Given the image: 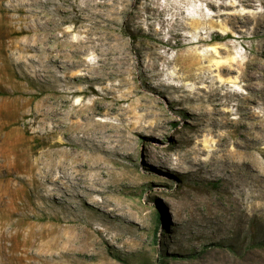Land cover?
Instances as JSON below:
<instances>
[{"label":"rangeland","instance_id":"obj_1","mask_svg":"<svg viewBox=\"0 0 264 264\" xmlns=\"http://www.w3.org/2000/svg\"><path fill=\"white\" fill-rule=\"evenodd\" d=\"M263 62L264 0H0V264H264Z\"/></svg>","mask_w":264,"mask_h":264},{"label":"bare ground","instance_id":"obj_2","mask_svg":"<svg viewBox=\"0 0 264 264\" xmlns=\"http://www.w3.org/2000/svg\"><path fill=\"white\" fill-rule=\"evenodd\" d=\"M237 2V1H236ZM231 3V2H230ZM235 5V4H234ZM241 5V4H240ZM181 6V5H180ZM216 6V5H215ZM218 6V5H217ZM243 6V5H242ZM204 7V6H203ZM215 8H217V7H215ZM233 8V7H232ZM238 8V7H237ZM208 9V8H207ZM214 9V8H213ZM204 11V10H203ZM224 11V10H223ZM226 11V10H225ZM231 11V10H230ZM246 11V10H245ZM253 11V10H252ZM232 13V12H231ZM250 13V12H249ZM252 13V12H251ZM254 13V12H253ZM230 14V13H229ZM244 14V13H243ZM245 15V14H244ZM233 16V15H232ZM235 16V15H234ZM243 16V15H242ZM228 17V16H227ZM192 18H193V16H192ZM212 18H214V17H210V19H212ZM224 18V17H223ZM242 18V17H241ZM245 18V17H244ZM221 19V18H220ZM234 19V18H233ZM213 20V19H212ZM222 21H224V19L222 20ZM192 22L194 23H200V20L199 19H192ZM205 22V21H204ZM214 22V21H213ZM192 23V24H193ZM216 23V22H215ZM224 23V22H223ZM240 23V22H239ZM247 23V22H246ZM204 24V23H203ZM202 24V25H203ZM245 24V23H244ZM194 25V24H193ZM219 25V24H218ZM223 25V24H222ZM227 25V24H226ZM261 25V24H260ZM229 26V25H228ZM257 26V25H256ZM194 27V26H193ZM197 28V27H196ZM210 28V27H209ZM192 29V28H191ZM202 30V29H201ZM209 30V32H210V29H208ZM218 30V29H217ZM249 30V29H248ZM256 30V29H255ZM227 31H228V29H227ZM205 32V31H204ZM212 32V31H211ZM231 32V31H230ZM248 32H250V31H248ZM194 33V32H193ZM196 33V32H195ZM213 33V32H212ZM208 34V33H207ZM191 35H193V34H191ZM204 35V34H203ZM206 35V34H205ZM230 35V34H229ZM194 36V35H193ZM192 36V37H193ZM204 37H206V36H204ZM210 37V36H209ZM201 38V37H200ZM226 38V37H225ZM212 40V39H211ZM240 40V39H239ZM244 40V39H243ZM249 40V39H248ZM218 41V40H217ZM227 41V40H226ZM225 41V42H226ZM246 41V40H245ZM178 42V41H177ZM204 42V41H203ZM196 43V42H195ZM199 43V42H198ZM190 44V43H189ZM236 44V43H235ZM186 45V44H185ZM239 45V44H238ZM184 46V45H183ZM246 46V45H245ZM211 48V47H210ZM220 48V47H219ZM212 49V48H211ZM218 50V49H217ZM217 50H216V52H217ZM231 50V49H230ZM246 50V49H245ZM212 51V50H211ZM227 51V50H226ZM213 52H214V49H213ZM221 53V52H220ZM212 55V54H211ZM206 57V56H205ZM219 57V56H218ZM208 58V57H207ZM230 58V57H229ZM228 58V59H229ZM204 59V58H203ZM243 59V58H242ZM230 62V61H229ZM259 63H261V62H259ZM232 64V63H231ZM263 64H264V62H263ZM236 65V64H235ZM240 65V64H239ZM233 66V65H232ZM217 67V66H216ZM241 68V67H240ZM263 68V67H262ZM220 69V68H219ZM227 69V68H226ZM229 69V68H228ZM232 69V68H231ZM230 69V70H231ZM234 69V68H233ZM242 69V68H241ZM241 69H240V71H241ZM259 69V68H258ZM261 69V68H260ZM245 70H246V68H245ZM208 71V70H207ZM236 71H238V70H236ZM248 71V70H247ZM240 73V72H239ZM238 73V74H239ZM211 74V73H210ZM251 75V74H250ZM254 75V74H253ZM236 79V78H235ZM240 79H241V77H240ZM237 81V80H236ZM249 83V82H248ZM251 85V84H250ZM202 87V86H201ZM238 91V90H237ZM224 92V91H223ZM241 93H242V91H241ZM244 93H246V92H244ZM250 99H251V97H250ZM253 101V100H252ZM221 103V102H220ZM259 104V103H258ZM245 106V105H244ZM255 109H257V108H255ZM226 111V110H225ZM251 111V110H250ZM232 112V111H231ZM258 112V111H257ZM259 114V113H258ZM260 123V122H259ZM254 126V125H253ZM254 128V127H253ZM253 132H255V131H253ZM263 134H264V132H263ZM256 135V134H255ZM264 162V161H263ZM261 163V162H260ZM264 164V163H263ZM261 165V164H260ZM263 168V167H262Z\"/></svg>","mask_w":264,"mask_h":264},{"label":"trees","instance_id":"obj_3","mask_svg":"<svg viewBox=\"0 0 264 264\" xmlns=\"http://www.w3.org/2000/svg\"><path fill=\"white\" fill-rule=\"evenodd\" d=\"M157 216H158V214H157Z\"/></svg>","mask_w":264,"mask_h":264}]
</instances>
